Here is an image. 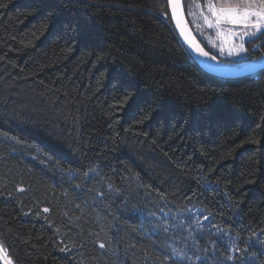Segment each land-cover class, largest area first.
<instances>
[{"label": "trees", "instance_id": "obj_1", "mask_svg": "<svg viewBox=\"0 0 264 264\" xmlns=\"http://www.w3.org/2000/svg\"><path fill=\"white\" fill-rule=\"evenodd\" d=\"M183 2L215 54L207 0ZM0 243L12 264H264V69L202 70L167 0H0Z\"/></svg>", "mask_w": 264, "mask_h": 264}, {"label": "snow or ice", "instance_id": "obj_2", "mask_svg": "<svg viewBox=\"0 0 264 264\" xmlns=\"http://www.w3.org/2000/svg\"><path fill=\"white\" fill-rule=\"evenodd\" d=\"M172 18L176 21V27L180 30L181 36L189 44V46L199 55L210 57L215 60L216 56H211L209 51H205L203 47L192 37L190 30L182 15L180 0H169ZM195 8L200 9L199 4ZM207 14L204 10H200L199 17L209 29L215 28L217 35L224 43L220 46V54L225 53V44H227V54L229 56L246 54L247 49L244 46L245 37L253 38L258 34L264 33V0H207ZM195 16L196 13L190 12ZM223 25H231L233 27H241L244 31H233L232 27L224 28ZM239 37V43L233 44L232 38ZM216 47L215 44L212 45ZM45 212L48 209H44ZM103 246V245H101ZM231 258V257H230ZM0 259L4 264H12V260L7 254V250L0 243Z\"/></svg>", "mask_w": 264, "mask_h": 264}, {"label": "water", "instance_id": "obj_3", "mask_svg": "<svg viewBox=\"0 0 264 264\" xmlns=\"http://www.w3.org/2000/svg\"><path fill=\"white\" fill-rule=\"evenodd\" d=\"M180 4L182 9V15L184 17L188 29L191 32L192 37H194V39L201 45V47L204 48L205 51H208L197 38L195 32L193 31L187 19L183 0H180ZM167 7L175 33L177 34L178 38L180 39L181 43L183 44L188 54L193 58V60L198 64V66L202 70L206 71L211 75L220 78L229 79V78H238V77L251 75L264 69V52L250 59H246L238 62H227L220 60L217 57L215 60H213L210 57H204L202 55L197 54L184 40V38L181 36L180 30L176 27V21L172 18L169 0H167ZM210 55L214 56L211 52Z\"/></svg>", "mask_w": 264, "mask_h": 264}, {"label": "rangeland", "instance_id": "obj_4", "mask_svg": "<svg viewBox=\"0 0 264 264\" xmlns=\"http://www.w3.org/2000/svg\"><path fill=\"white\" fill-rule=\"evenodd\" d=\"M222 27H224V28H229V27H232L233 28V31H237V32H239V31H244V29L243 28H241V27H233V26H231V25H223ZM208 39H209V47L212 49V50H214L215 51V54L214 53H212L214 56H216L218 59H220V60H223V61H227V62H238V61H235V59H239L240 57H242L243 56V54H241V55H239V56H236V55H232V56H229L228 54H227V44H225L224 46H225V53L222 55V54H220V51H219V49H220V46H221V44L222 43H224V41H222L221 40V38L217 35V32L212 36V38H210V37H208ZM248 39H250L249 37H245V41L246 40H248ZM245 41H244V43H245ZM233 44H238L240 41H239V37L237 36V37H233L232 38V41H231ZM213 44H215L216 45V47H213L212 45ZM250 59V58H249ZM246 60V59H245ZM240 61H242V60H240Z\"/></svg>", "mask_w": 264, "mask_h": 264}]
</instances>
